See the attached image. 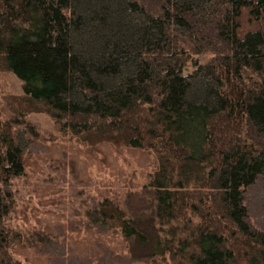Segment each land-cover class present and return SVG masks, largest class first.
<instances>
[{
  "label": "trees",
  "instance_id": "trees-1",
  "mask_svg": "<svg viewBox=\"0 0 264 264\" xmlns=\"http://www.w3.org/2000/svg\"><path fill=\"white\" fill-rule=\"evenodd\" d=\"M152 1L0 0V71L24 82L10 101L91 149L155 152L143 193L169 229L154 257L264 264V229L245 204L264 179V0H161L159 14ZM205 53L213 58L184 74L189 56ZM25 126L0 119V264H22L9 255L23 236L5 226L14 209L5 186L24 175L34 133ZM87 215L127 241L138 235L117 200Z\"/></svg>",
  "mask_w": 264,
  "mask_h": 264
},
{
  "label": "rangeland",
  "instance_id": "rangeland-1",
  "mask_svg": "<svg viewBox=\"0 0 264 264\" xmlns=\"http://www.w3.org/2000/svg\"><path fill=\"white\" fill-rule=\"evenodd\" d=\"M156 2L154 14H159L162 1ZM212 58V53L190 55L184 74ZM23 93L24 82L15 73L0 71L1 122H10L13 130L26 129L27 122L34 126L32 144L23 157L24 175L5 186L14 195L5 226L23 236L22 241L10 240V257L22 264H165L153 254L158 242H165L169 226H161L152 213L150 195L143 193L158 168L155 152L111 144L91 149L61 131L51 115L15 111L9 96ZM108 198L120 202L134 219L138 235L133 242L122 232L90 221L87 212ZM245 204L249 222L264 229L261 176L245 191Z\"/></svg>",
  "mask_w": 264,
  "mask_h": 264
}]
</instances>
